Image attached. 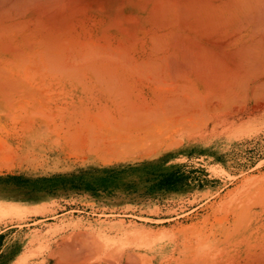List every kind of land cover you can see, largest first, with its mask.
<instances>
[{
	"label": "bare ground",
	"instance_id": "1",
	"mask_svg": "<svg viewBox=\"0 0 264 264\" xmlns=\"http://www.w3.org/2000/svg\"><path fill=\"white\" fill-rule=\"evenodd\" d=\"M45 96L68 100L61 125L102 124L115 136L122 126L131 142L115 140L131 150L126 141L156 142L158 130L160 138L165 128L192 137L225 125L234 110H261L264 0H0V121L7 113L21 119L26 145L44 139ZM199 115L208 119L201 128ZM258 197L257 208H234L225 243L195 245L183 264H264V195Z\"/></svg>",
	"mask_w": 264,
	"mask_h": 264
},
{
	"label": "rangeland",
	"instance_id": "2",
	"mask_svg": "<svg viewBox=\"0 0 264 264\" xmlns=\"http://www.w3.org/2000/svg\"><path fill=\"white\" fill-rule=\"evenodd\" d=\"M56 98L42 99L50 124L38 147L20 140L24 123L14 113L0 121V264H17L21 257L23 264H38L48 245L76 230L96 233L98 228L111 235L105 243L113 250L143 254L157 246L161 255L175 250V260L168 255L154 263L183 264L195 245L214 247L225 240L235 225V207L262 204L264 108L234 110L225 125L204 127L203 133L196 129L192 137L165 128L173 137L164 129L160 138L157 129L156 142L126 141L131 150L115 140L120 136L121 143L131 142L129 131L121 137L127 131L122 126L113 127L119 128L115 136L102 124L96 129L61 125L68 120V100ZM203 115L202 122L197 117L200 128L210 117ZM170 138L175 144L182 141L175 145Z\"/></svg>",
	"mask_w": 264,
	"mask_h": 264
},
{
	"label": "crops",
	"instance_id": "3",
	"mask_svg": "<svg viewBox=\"0 0 264 264\" xmlns=\"http://www.w3.org/2000/svg\"><path fill=\"white\" fill-rule=\"evenodd\" d=\"M107 235L109 234L106 233L105 228L104 229L98 228V231H96V233L89 231L88 229L76 230L64 236L63 238L59 239L58 241L48 245V249H47V253L45 257L38 264H131L134 261V259L138 260V255L140 259H142L143 257L146 259V262H145L146 264L147 263L148 264L149 263L150 264H162L161 262L159 263H154V262H158L161 259L167 257L168 255H172V260H175L174 259V253L176 252L175 250L169 251L162 255L152 253L151 251H145L147 253H143V254L136 253V252H129L127 248H123V247L119 250H113V246L111 244L107 245L105 243V237ZM91 236L97 237V238H94L91 240L90 239ZM34 238L35 237H33V239ZM82 244L83 245L85 244L86 247L88 245L87 251H86V247H84ZM79 246L81 247V249L84 248L85 250L84 249L81 250L80 248H78ZM70 249L71 250L73 249V250L71 251ZM78 249H80L83 253H81V251L79 252ZM74 250H75V253L76 252L77 253L74 255V257H72L74 254L72 252H74ZM78 253L80 255H78ZM128 254L129 256L132 254L131 255L132 257L131 256L129 257ZM151 255L153 257H151ZM23 258L24 257H21V261L23 260ZM107 258L109 259L108 261H106ZM131 258L132 259L134 258V259L132 260ZM147 258H148V261H147ZM126 259L130 262L128 263ZM140 259L138 261H140ZM21 261L17 264H23V262ZM144 261L142 260V263H144ZM134 262L137 263L136 260ZM137 264H140V263L138 262Z\"/></svg>",
	"mask_w": 264,
	"mask_h": 264
}]
</instances>
